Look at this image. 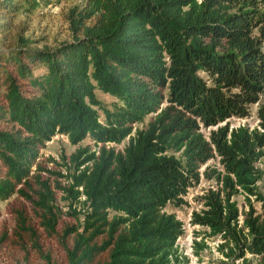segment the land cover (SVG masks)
I'll return each mask as SVG.
<instances>
[{
  "label": "trees",
  "instance_id": "obj_1",
  "mask_svg": "<svg viewBox=\"0 0 264 264\" xmlns=\"http://www.w3.org/2000/svg\"><path fill=\"white\" fill-rule=\"evenodd\" d=\"M61 1L0 0V32ZM69 22L73 40L53 50L20 38L0 52V204L24 201L0 257L190 264L168 208L206 181L194 255L221 238L228 259L264 264V0H86ZM254 107L255 127L232 128ZM56 137L79 147L67 176L41 162Z\"/></svg>",
  "mask_w": 264,
  "mask_h": 264
},
{
  "label": "rangeland",
  "instance_id": "obj_2",
  "mask_svg": "<svg viewBox=\"0 0 264 264\" xmlns=\"http://www.w3.org/2000/svg\"><path fill=\"white\" fill-rule=\"evenodd\" d=\"M56 2V1H54ZM86 5V0H67L61 1L58 4H54L49 9L36 13L33 16L18 17L15 19L12 30L8 34L0 32V52H6L9 47L17 45L20 38L29 41L31 43L30 48L34 50H53L58 46L69 43L73 40V33L71 31L69 15L71 10L75 8H83ZM5 13L0 10V21L4 20ZM98 99L105 104L107 107L111 108L113 104L117 101H113L109 96H105L101 93L97 94ZM253 118L251 120H235L232 121V128H237L239 126H251L255 127L257 124L255 122V115L257 112V107L252 109ZM149 121V119H148ZM126 142L119 150H123L127 146ZM91 147L95 149L94 143L87 140L80 148ZM79 147H72L70 142L65 137H56L43 151L41 162L44 168L51 170L52 172H61L64 176L68 175V171L63 167L62 158L69 159ZM57 164H56V163ZM264 170V167H261ZM45 179L49 178V175L43 174ZM53 181L57 180L56 177H51ZM62 184L67 186L69 181L67 179L60 180ZM211 184L204 181L198 188L190 191L189 195L186 197V202L188 206L182 207L180 209H175L173 207L168 208V212L177 216L178 220L184 225H188L189 221L192 220V214L195 211L201 210L197 200L201 198L206 190L210 188ZM262 194L264 195V179L259 184ZM63 195L58 193V201L60 207L64 212H68L67 203L62 201ZM241 210L247 209V202L243 196L236 199ZM24 201L14 199L9 203L0 204V228L4 232L5 230L10 231L15 223L14 212L23 207ZM256 209L259 214L264 215L261 205H256ZM67 224L73 225L75 222L70 219H65ZM205 230L199 227H191L187 229L186 234L180 239L178 246L180 251L190 258V264H243L242 261H237L234 258L228 259L226 254H229L227 249H222L223 242L221 238L207 240V249L200 252V256L196 257L194 255V243L201 242L204 239L203 233ZM46 254L49 250H60L59 243L57 240L50 241L44 246ZM31 256L28 259H23L19 257L17 260H10L4 256L0 257V264H45L41 257L35 255L31 252ZM251 260L250 257L247 258Z\"/></svg>",
  "mask_w": 264,
  "mask_h": 264
},
{
  "label": "built area",
  "instance_id": "obj_3",
  "mask_svg": "<svg viewBox=\"0 0 264 264\" xmlns=\"http://www.w3.org/2000/svg\"><path fill=\"white\" fill-rule=\"evenodd\" d=\"M191 221H192V220L189 221V224H188V225H184V231H185V234H186V232H187V229H188V228L191 229V227H192Z\"/></svg>",
  "mask_w": 264,
  "mask_h": 264
}]
</instances>
